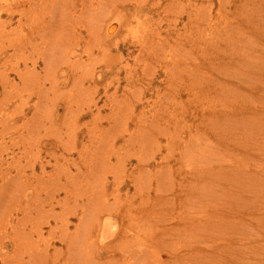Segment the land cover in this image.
<instances>
[{
	"label": "rangeland",
	"instance_id": "374dc122",
	"mask_svg": "<svg viewBox=\"0 0 264 264\" xmlns=\"http://www.w3.org/2000/svg\"><path fill=\"white\" fill-rule=\"evenodd\" d=\"M81 1L74 0L75 3L73 4L75 6L71 5L69 6L70 8H66L67 10L70 9L69 13L71 12L70 14H72L74 18L76 16H74L73 13L78 15L79 13L83 14L86 11L85 14L87 15V13L91 11L88 9H91L92 8L91 6H93L96 2V0H86V1L81 0ZM111 1L109 0V2ZM116 2H117L116 4L120 5L119 6V9L121 11L120 15L116 13L110 14L112 16L107 18V20L103 16L104 10H105L103 9V6L100 5L98 7L99 12L103 11L102 13L100 12L98 15L100 16L102 20H104V25L106 23L109 24L114 21H117V23H115L116 28H115V31L113 32L114 34H110V35L102 34L101 31H99L98 38L101 42H104V44L102 43L101 46L99 45L94 46L92 54L91 55L89 54L88 56L87 54H85V49L83 48L86 46V42H89L91 39L92 40L94 39V36L96 34L93 31V29H96L95 26L91 28L92 31H88V29L84 28L83 25L78 24L81 30L80 28H76L77 31H80L76 34L80 37V39L77 43L74 44V46L72 45L73 41L71 39L70 41L72 43L71 45H67L68 43L64 42V44L62 45L63 46L62 48L61 46L56 48L57 47L55 44L56 42L62 41V40L66 41L68 38H70V36L67 35L68 31H65V29H63V32L61 31L56 32V34H58V37H57L58 41H56L57 38L56 40L54 39L55 37L53 36H55L54 35L55 33L52 31L47 32L45 35L41 37L37 36V33H34V35H36L35 37L36 39L32 41L34 44L32 43L29 47V43H28L25 46V49H18V50L16 49L15 51L14 49L15 47L13 45H11L10 47V43L7 41V39L15 37L13 34L15 33L13 32V28L16 23L15 20L18 18V14H19L18 11L20 12V7L18 6L16 7L14 6V4H12L11 10H13V12L15 11L18 14L13 15V20L9 23L7 21H6L7 23L3 22L5 18L8 17V14L5 12L0 14V21L4 23L3 25L5 26V30L8 33L7 34L6 32L1 31L3 34V38H6V39L4 40L0 36L4 44L3 46L4 48L2 49L3 51H0V74H3V73L10 74L9 83L8 81H6L5 84H7V86H10V85L13 86L12 88H7V90H10L9 93L11 94V98H14L16 100L15 104L13 102L14 99L10 102L11 106H9L8 109H6L5 107V111L8 110L9 112L13 113V118H10L7 115H5L3 110L0 111V120H1L0 122L3 121L2 122L3 124L0 123V132H1L0 133V153H1L0 158L2 157V159H0V164L2 163L1 160L4 163L0 167V169L2 168L0 173L3 172L2 175L5 174L4 172H10L12 175L14 174L15 175L14 181L15 183H18V185L16 184V187H15V190L18 187L17 189L18 191L16 190V192H14L16 198L12 199L11 202L9 198L8 199L6 197L4 198L6 200L5 202L10 205H12L16 201L13 207L10 206V208L13 209V210L10 209L11 214L9 213V209L6 210L5 214H10V216H6L4 214L3 217L0 215V218L3 219L7 217L6 219H11V221L13 220V223H14L13 226H15L14 229L17 228V230H22V232L26 234L29 232L31 236L30 239H25L24 244L22 243L18 244L17 250L19 252H17L14 256H11V254L13 255L14 253L13 252L14 245L12 242L13 240L11 239L9 240V238L13 236V233L10 231L14 229L6 225V229L8 230V232L4 234H8L10 232L9 234L11 236L8 234L10 237L7 236L3 238L4 247H1V244H0V247H1L0 252H3L4 250L5 255L7 254V256L4 258L3 256L4 254L0 253V264H79V261H81V257H82V254L80 252L82 250V247L87 243L88 241L87 239L89 238L87 237L88 236L87 234L89 231L86 232L87 233L86 234L87 236H86L82 228L84 227L86 229V230L84 229L85 231H87L88 229L89 230L91 229L90 216L87 215L90 218V220L85 215H84V218L86 221L81 220V219L78 220L77 215L73 214L68 209H63L61 206H58L54 203L47 205V200L51 198V196L53 195L52 194V190H53L52 185H54L53 180L55 179L57 182L60 179V182H61L60 184H63L65 182L64 184H66L67 186L68 185L71 186L70 182L72 181L71 179L73 178L71 177L69 179V177L72 174L75 177L76 181L79 182L80 185H82L81 188L82 189L84 188L83 190H86V189L89 190V189L94 188V190H91L92 194L99 195L100 197V198L95 197L96 200L104 199V197H105V201L109 203L111 200L113 201L115 197L118 199L122 198L121 200L123 199L130 200V201L127 200L128 202H123L122 204H120L121 207H120L119 214L116 215V218L118 220V222L115 223V226L117 228V236L112 241L113 243L112 245L115 251L112 250L113 248H106V249L104 248L102 249L100 253H96L91 256L88 255L89 253L88 251V253L86 254L88 255V257L84 256L85 254L83 253L82 259H86L85 257H87L88 259L87 264H100V263L107 264V262L108 264L109 263L111 264L112 262L110 261L112 260H109V258L107 257H118V256L122 257L121 254H125L131 257V255L129 254L130 248L137 246L136 245L137 242H135L137 240L135 239H138L139 241L138 244L141 243L139 244V246L146 242L144 245H142V247L140 246V249H141L140 252H141V256L147 259V263H144L141 261L140 264H211V262L212 264H229L227 263L228 258H234L235 260H237L236 261L237 264H264V253H262V249L264 248V225H263L264 215L262 219L263 231L259 235L256 234V236H252L247 239L245 236H242V240H239L238 244L231 243V246L229 247L227 245L228 242H226L229 240L233 241L229 236L235 233V231L240 232L242 227L251 228L253 224H254L253 226H255L258 214L264 213V203L263 205L260 203V202H264V200L263 198L260 197L261 195H255V188H254V191L249 192V194L248 192L243 193L241 197H240L241 191L239 192L236 191V193L231 192V191H228L226 187L222 188L223 192L221 190L220 191L216 190V191H212V193H209L210 187L217 188L218 183L216 179L213 178L214 181L211 184H209V182L211 181L209 179L207 181L208 184L207 183L205 184V182L204 183L202 181L200 182V180L196 178V180L191 179L188 185L196 181L197 184H194V185L196 187L198 186V188L191 190L192 192L191 191L189 192L188 188L178 185L180 182V179L177 176H175V174L172 177V180L170 181L167 178L164 170L161 169L160 171H158L159 166L156 164L157 162L159 163V159H161L162 156L168 150H169V154L170 155L172 154L169 158L171 160L169 161L172 162L173 159L175 160L179 159V161L174 160V162H176L177 164L174 163L175 167L173 166V168H176L177 165H182V167L183 166L190 167L191 160L188 158V154L191 152H198V153L203 152V154H205V152H207V149H208V151L212 153L208 157L210 158L208 161H212L214 165L217 163H215L212 160V158H215L214 156H218L217 149L221 151L223 150L225 156L227 157L226 151L224 150V148H226L227 145H224V142L221 141V138L222 140H225V139H223L224 137H221L219 133L217 134V131L215 130L217 123L214 124L212 128L214 130L213 133L215 131L216 132L214 134L209 133V128H210L209 123H208L209 118H203L202 116L206 115V117H210L211 114H219L221 112L220 110L224 106L223 103H231L233 100L237 99L238 95H233L232 89L231 91L230 89H226V86L224 84L220 86L216 83H211V82L207 84L208 86L213 87L212 89L213 91L210 92L208 88L206 89V85L203 84L204 81L202 79L193 78V76H191L192 69H196L198 72H200L199 70H201L200 68L198 69V67L195 68L196 62H198V60H196L195 58L191 60L192 62L194 60L195 65L190 62L185 63L179 58L176 61H174L172 65L170 66H165L164 63L167 61L171 62L167 60L168 54H170V51L171 52L177 51V48H182L186 50L185 35L188 32L192 33V39L194 40V43L197 41L200 33L195 30L194 26H196V24L194 22L192 24L188 23L187 21L188 17L192 15V18L194 17L193 20L197 21L198 19H196V17L198 18V16H200L203 12L205 13L207 12V15L208 14L210 15V17H208V21H207L208 23H212L218 20L221 21L220 34H218L217 31L215 32V34L211 30H208V31L210 32V34L212 32L213 33L212 35L218 34L219 40L217 41L222 40V38L224 37L225 40L223 41H225L226 43L223 45L220 42L216 44H209L210 43L209 39H211L210 37H208V39L206 40L205 43L208 47L207 58H206L208 70L205 76H207L208 74L207 76L208 80H210L211 77H214L216 79L220 78L222 81L230 82V83H236L237 79H235V77L238 78V77L243 76V78H239L241 80H244L250 77V75L255 71L254 70L255 65H258L261 62V59H263L264 57V48L262 45L263 41H259V44H258V33L256 31L251 32L247 28L248 26L245 24V21L249 22L248 19L250 18L253 11L258 8L256 4L257 3L256 0H122V1L116 0ZM2 3L3 4H6V3H4L3 0L2 1L0 0V5L4 8V5H2ZM113 3H115V0H113L109 4H113ZM108 6L111 7V5H108ZM108 6H104V8L106 7L108 10V8H110ZM260 7L264 11L263 9L264 2L262 3V6ZM48 8H51V7H48ZM48 8H47V11L51 12V9H48ZM100 8L102 9L100 10ZM73 9H75V11ZM49 12L46 14L49 15L50 14ZM80 14L78 16H80ZM39 15H43V13ZM94 17H95V14H94ZM79 18L80 17H77L76 20H78ZM96 18L98 19V16ZM87 21L90 22V20H87ZM92 24L95 25V23L93 22ZM9 28H11L12 31H10ZM255 34L256 36L254 37ZM63 35L66 38H64ZM102 35H104L106 38L102 37ZM31 36L33 37L32 34ZM235 36L240 37L242 39V42L234 43L233 38ZM187 37L186 39H188ZM43 38L45 39L44 41H43ZM23 39H25V37H23ZM138 41H140V43ZM180 42H183L184 45L181 46ZM227 42L228 43L231 42V44H235L236 45L235 47L238 52H247V53L260 55V60L258 62H253L251 58H246V56L239 55V57L243 59V64L242 63L238 64L237 60L239 58H236V54L233 55V58H232V55L230 54L231 53L234 54V53L231 52L232 50H227L229 47H227L226 49L225 45H227ZM48 44L50 45L48 52L53 49L54 51L48 54L50 56H47L46 62H45L41 57L43 56L44 53H46V49L44 46H48ZM196 45L197 44H193L192 47H195ZM70 46H71V49H70ZM64 47L66 48L68 47V50L70 52V54L68 55L69 59H65L62 56H60L59 50L63 49ZM38 48L40 49V51ZM216 49H218L217 52H216ZM212 50L214 51L215 55L224 58L227 65H229L228 68H226V64L224 63H223L224 66L222 67H219V66L216 67L214 64H212L211 59H213V56H214V53H212ZM224 50L226 52H224ZM227 51H229L230 53ZM52 53H54L53 56L51 55ZM164 53H167V54H164ZM181 53L184 54V50L181 51ZM192 54H198V53L192 52ZM164 57H166L167 59ZM50 58L51 59L54 58V60L57 59L58 61L59 60L60 61L59 62L57 61L54 64L53 62L54 60L53 59L50 60ZM232 59L235 60L236 62H233V64H230L233 61ZM24 61L26 62L27 68H32L35 65L34 73H37L38 78L35 77V80L33 78H28L26 81L23 80L24 85L23 84L21 85V84H17L19 80L17 76L13 74L14 72L12 68L16 67V65L17 66L19 65V67L23 69ZM62 61L65 64L66 63L68 64L65 65L64 63H62L63 64L62 65L61 64ZM83 61L87 62V64H84L85 62ZM33 62H35V64L31 65ZM48 62L50 63L52 62V63L50 64ZM71 64H74V67L76 66L75 69L76 68L78 69L79 67V70H80L78 72L80 73L81 81L78 82V84L76 85L72 84L73 83L72 80L76 81V79L75 78L73 79V76H74L73 72L69 70V67L71 66ZM88 64L90 67L88 66ZM48 65L49 66L51 65L52 67H49ZM109 66H111V68ZM45 67H47L48 69ZM204 67H206V64ZM27 68H25L26 72H27ZM55 68L56 70H54ZM89 72L91 75H93L92 73L98 74L101 72L102 77L101 79L98 80V82L91 81L88 76ZM189 72H191L190 76L187 75ZM82 74H84V76ZM222 74L225 77L224 76L220 77L222 76ZM45 75H48V78ZM230 77L232 78L233 81L229 80ZM200 78H203V76L201 75ZM182 80H186L185 83H180V81ZM151 81L153 82L151 83ZM263 81H264V77H263ZM186 83L189 85L188 87L185 85ZM79 84L82 85V87L86 88L87 90L85 91V93L81 92V95H79L80 93ZM1 85L2 84L0 83V99L2 98ZM54 87H57L58 90ZM38 88L40 89V91L38 90ZM240 88H241V92L238 89H236L237 93L240 94V97L247 95L246 89L249 87H247L246 85H241ZM182 89H186V90L182 91ZM199 89L200 90L202 89V90L200 91ZM19 92L22 94H20ZM215 92H218V93H215ZM157 93H159L158 97L155 96ZM38 94L41 96H39ZM195 96L197 99L194 100ZM62 98L64 99V101ZM256 98H259V97H256ZM67 99H69L71 103ZM87 99L88 100L91 99L92 101L87 103L88 102ZM247 99L250 100V97H248ZM86 100L87 102H85ZM40 101L41 102L44 101V102L41 103ZM20 102H23V105L19 106L20 108L18 111L16 107H18L17 105ZM24 102L25 103L27 102V104H25ZM251 102L254 104L253 106L257 107V109L264 110V105H261V102H257L254 99H252ZM75 103H77V105ZM36 104L42 105L43 108L38 107V105ZM68 104L73 105L74 111H70L65 108ZM78 104L82 105V107L79 108ZM183 104L186 105L188 109H186L187 111L185 113L180 114L179 111L182 110ZM35 105H36L35 109L37 111L34 109ZM10 109H12L13 111H11ZM213 109L215 110L212 111ZM65 111H66V114H64ZM14 112L22 113L23 118H20L21 114L17 115V114H14ZM74 112H77L78 114ZM111 112L112 113L114 112V113L112 114ZM209 112H212V113H209ZM47 113L49 114V116H45ZM6 119L7 121H5ZM27 124H28V127H27ZM94 124H98V126H95ZM189 124L191 127L188 126ZM23 127L25 128L23 129ZM224 127H226V125H224ZM15 128H18L19 132L21 131L22 135L25 134L26 136H20L19 138H17L18 133L17 134L12 133L13 131H15ZM94 129L96 130V132H93ZM105 130H107V132ZM259 130L260 129L258 130L255 129L252 131V129H249V130L242 131V128H241L240 133L242 134L244 132L245 133H244V136L242 134L240 136H236L238 137V140H239L237 144L235 143L236 146L238 147V145L240 144L243 146V144L245 143L244 142L242 143V141L240 140H246L247 136L248 137L252 136L253 140L256 141L259 135L257 131ZM262 130L263 129H261V131ZM198 131H200L199 133L201 132L206 133L207 136L204 135V137L203 136L197 137L196 135ZM260 135L263 136L264 132L261 133ZM36 136L37 138H35ZM38 136L40 137V140H38L39 139ZM255 136H256V139H255ZM72 138L76 141L75 143L73 142L74 145H72L71 147L72 141H74ZM100 139L102 142L100 141ZM27 140H29V142ZM216 140H218L221 143H217L218 141ZM33 142L34 144H32ZM67 142H71V143H67ZM109 142L111 143L113 142L112 144H114L113 150H116L114 154L112 150H110L112 148L110 147L109 144L111 143ZM209 142L213 144H209ZM258 142H259V146H262V147L264 146V139H261ZM65 145H67L68 147H65ZM241 145H240V148H243L241 147ZM33 146H35L36 148ZM73 146H74V149H73ZM88 147L91 150H88L89 149ZM189 148L192 150H190ZM199 149L202 151H200ZM68 150L71 153H69ZM104 151L108 153H112L113 155L109 158L106 164H101L102 158L96 155L101 156L103 155L102 153H104ZM249 151L251 150H247V152ZM256 151L252 149V152L253 153L255 152L254 154H251V155L250 153L243 154L244 157L247 158L248 156L250 158V159H245V161L248 160L247 164L244 165V160L242 159L243 158L242 155H241L242 158H240L241 160L239 159V162L237 164L240 165L241 168L244 167L245 169H249V170L253 168L257 170L259 166H256V165H259L258 162L261 161L260 155L262 154L264 155L263 153L264 151H260V152H258L259 150H256ZM87 152L89 153L87 154ZM180 153H183V154H180ZM235 153L236 155L233 154L229 158L237 157L238 156L237 151H235ZM38 154H39V157H37ZM89 154H91V156H89ZM92 155L94 156L92 157ZM11 156H14V157H11ZM152 156L154 160L150 158ZM96 158H101V160L97 161ZM117 158L119 160H117ZM139 159H143V160L149 159L148 163L152 164V166H146V169H145L146 174L136 170L137 167H135V165L137 163V160ZM227 159L219 161V164L228 163ZM125 161L128 162V164L125 163ZM201 161H205V160L203 158H200L198 162H201ZM21 162H22V165L20 164ZM97 162L100 163V166L98 165ZM198 162L195 161V163H198ZM89 163H95V164L97 163V164L96 165L93 164L92 167H89L88 166ZM120 163H122L123 166ZM30 164H33L34 167ZM27 165L31 169L27 168ZM93 168L103 171L104 176L106 175L105 173H107L106 179L104 180L106 184L103 187L104 190L102 189L104 192H101L102 190L97 191L98 188L95 189V184H97L99 181H103V179H101L103 178L102 177L103 175H101V173H100L101 176L97 174L94 175L93 173L92 175L90 172H92L91 169L94 171ZM81 171L83 175L85 174L84 176L81 175L82 174ZM240 172L242 173V170H240ZM260 174H262V172L259 173V175ZM75 175L77 176V178ZM89 176H91L92 179ZM97 178H100V179L98 180ZM122 179L125 181L123 183L125 187L120 186V189L117 193L118 195H116L114 186H116L117 182L119 183V180H122ZM145 179H148L144 186L145 188H139L138 185L137 187H133L132 183H134V181L140 184L139 182H142ZM186 179L188 180V178ZM26 180L28 182L31 181V183L33 182V185H32V190H30L28 195L24 197L23 195L25 192L24 190L25 186L23 185H25V183L27 182ZM84 180H85V183H84ZM89 181L90 182L92 181V183H90ZM199 183L200 184L203 183V184L200 185ZM89 185H91L92 188ZM140 185L141 187H143L142 184ZM199 188L201 190H199ZM135 189L137 191H135ZM64 191H65L64 189L59 190L56 198H58V196L63 197ZM229 192L232 194L230 195ZM69 193H70L69 194L70 197L69 199L66 200V202L70 204H75V201H73L74 196L71 194V191ZM190 193L192 194V196ZM216 193H219V194H216ZM177 194L178 196L181 197V200L177 198L176 196ZM35 195L37 196L35 197ZM101 195L103 197H101ZM34 197L35 198L38 197V198L35 199ZM172 197L174 199H172ZM243 197H246V199ZM239 198H241V201H238ZM43 199L45 200V203ZM185 199L186 200L188 199L187 200L188 202L185 201ZM250 199H251V202H250ZM75 200H78L79 202H81V200L86 201L87 197L80 198L79 196ZM255 201L257 204L255 203ZM191 202L192 203L195 202V205L192 204ZM223 202L224 203L226 202V203L224 204ZM38 203L39 204L43 203L44 205H42L39 208ZM219 203H222V204H219ZM28 205L29 206L32 205L29 208V210L25 209V207ZM255 207L256 208L260 207L263 210L254 212ZM117 208L115 209V207H113L114 214L117 212ZM80 209H81V206H78V211H81ZM126 210H127V213H126ZM233 210H234V213H233ZM224 212L225 214H223ZM230 213H232L233 216ZM133 214L135 215V217L132 216ZM60 215H62V217ZM65 215L67 216L71 215L70 216L71 222L69 223L68 228L65 229L66 231L65 230L63 231V228L60 227L62 226L60 222L62 218L65 217ZM157 215H159L158 217L160 218L163 217V218L160 219L157 217ZM178 215L180 216V218ZM238 215L240 216L239 218H238ZM252 215H253V219L251 223L250 217H252ZM120 216H125L124 217L125 221L123 223L124 225L120 223V219H119ZM214 216L219 218L221 222L219 221L216 222V220L214 221L212 219ZM225 216H227L228 218ZM230 216H232V218ZM19 217H20V220H19ZM234 217L235 218L237 217V219H235ZM173 218L175 219L177 218V219L174 220ZM2 219L0 220L2 221ZM208 219L210 222L213 220L212 221L213 224L210 222H206V223L202 222V220L206 221ZM40 221H42V223H40ZM80 222H82L81 225H80ZM214 223L215 225L216 224L217 225L215 226ZM130 224H131V227H128V225ZM224 224H225V227H223ZM211 225L213 228L211 227ZM123 226L129 231V232L127 230H126L127 232L125 231V234L126 233L127 234H126V237H124L125 240L123 239V242L126 241V239H129L130 242L127 240L125 243H123L121 239L118 237L122 233V230H124ZM38 227L41 228L42 230L41 233L43 235L36 234ZM53 227H56V228H53ZM120 228L121 229L123 228V229L120 230ZM233 228H234V231H233ZM236 228L238 231L236 230ZM52 232H55V233H53L52 235ZM137 232L139 233V235ZM0 233H2L1 230H0ZM62 233L66 235L63 236L61 235ZM134 233L137 237L133 236ZM221 233L222 234L224 233V235H222ZM95 234L96 233L94 232V235ZM216 234L218 235V237L216 236ZM59 236H63L64 239L59 238ZM131 236H133V240L135 241L131 240L132 239ZM24 238H27V237H24ZM90 240L91 239L89 238V242H91ZM95 240L98 241V237H96ZM45 241L49 242L48 244L50 247L48 246L46 248L47 251L42 252L43 255L46 254V256H43L41 253H39V248L45 247L42 245V244H45L44 243ZM131 241L136 244L132 243L133 244L132 245ZM251 241H253L254 243ZM213 244H216L217 246H219L220 249L223 251L220 250L221 251L220 253L219 250L218 251L214 250V253L211 256L207 257L208 256L207 251L211 250L209 249V247L210 245H213ZM72 245L75 246V248ZM77 245H81V247ZM126 245L127 246L129 245V246L127 247ZM236 245L238 246L237 250H235L234 248ZM251 246L252 247L254 246L253 249L250 248ZM124 248L127 250H125ZM76 249L77 250L79 249V250L77 251ZM249 249L250 250L252 249L251 252L249 251ZM67 250H68V253H67ZM73 251L76 255L73 253ZM218 252L220 253V255ZM237 252L239 254H237ZM1 254L3 255L1 256ZM191 254L193 256H191ZM177 255L185 256V257H177L178 260H175V257ZM247 255L249 256L247 257ZM90 257H92L93 259ZM67 258L69 260H67ZM130 261L132 262V264H135L134 263L135 261H133L132 259H130ZM115 264H121V263L119 262Z\"/></svg>",
	"mask_w": 264,
	"mask_h": 264
},
{
	"label": "bare ground",
	"instance_id": "6f19581e",
	"mask_svg": "<svg viewBox=\"0 0 264 264\" xmlns=\"http://www.w3.org/2000/svg\"><path fill=\"white\" fill-rule=\"evenodd\" d=\"M2 1V0H1ZM4 1V3H6V4H3L2 3V5H4V8L0 5V14L1 13H3V12H5V13H7L8 14V17H6L5 18V20L3 21L4 23H9V22H11L12 20H13V15H15V14H18V18L15 20V26H14V28H13V32H15V33H13L14 34V36L15 37H13V38H9V39H7V41L10 43V47H11V45H13L15 48V51H16V49L18 50V49H25V46L29 43V47H30V45L33 43L32 41L33 40H35L36 38V35H34V33H37V36H43V35H45L47 32H49V31H52V32H54L55 34V36H53V37H55L54 39L56 40V38L58 37V34H56V32H59V31H61V32H63V29H65V31H68V36H70V38H68L66 41H58V38H57V40L56 41H58V42H56L55 44H56V48H58L59 46H61V48L63 47L62 45L64 44V42H67L68 44L67 45H71L72 43L70 42L71 41V39H72V41H73V46H74V44L75 43H77L78 41H79V39H80V37L76 34V33H78V32H80V31H77V29L76 28H80L79 26H78V24H80V25H83V27L84 28H86V29H88V31H92V27L93 26H95L96 27V29H93V31L95 32V36H94V39L92 40H90L89 42H86V46L83 48V49H85V54H87V56L90 54H92V52H93V47L94 46H96V45H99V46H101L102 45V43L104 44V42H101L100 40H99V38H98V33H99V31H101V33L102 34H106V35H110V34H114L113 32L115 31V28H116V24L115 23H117V21H114V22H112V23H106L105 25H104V20H102L101 18H100V16L98 15L100 12L102 13L103 11H98V7L101 5V6H103V9H105L104 10V17H105V19L107 20V18H109L110 16H112V15H110V14H113V13H116V14H119L120 15V9H119V4H116L117 2H116V0H115V3H113V4H109V3H111V2H109V0H101V1H99V0H96V2H95V4L93 5V6H91L92 8L91 9H88V10H91V11H89L88 13H87V15L85 14L86 13V11L81 15L80 13V16H78L77 14H75V13H73V15L74 16H76L75 18L72 16V14H70L69 13V10L70 9H66V8H70L69 6H75L73 3H75L74 2V0H38V1H36V0H3ZM10 1V2H9ZM81 1V0H80ZM86 1V0H85ZM122 1V0H121ZM81 2H83V1H81ZM103 2V3H102ZM256 4H257V6H258V8L256 9V10H254L253 11V13L251 14V16H250V18L248 19V21L249 22H247V21H245V24L248 26L247 28L251 31V32H257L258 33V44H259V41H263L262 42V45H263V48H264V15H262V14H264V11L262 10V8L260 7V6H262V3L264 2V0H256ZM80 3V2H79ZM143 3V2H142ZM12 4H14V6H18V7H20V12L18 11V13H16L15 11V13L13 12V10H11V8H12ZM85 4V3H84ZM88 4V3H87ZM91 5V4H90ZM108 5H111V7L110 6H108ZM104 6H108V7H110V8H108V10H107V8L105 7L104 8ZM48 7H51V8H48ZM47 8L48 9H51V12H49V11H47ZM76 8V7H75ZM86 8V7H85ZM84 8V9H85ZM90 8V7H89ZM121 8V7H120ZM140 8V7H139ZM79 9H81V8H79ZM82 9H83V7H82ZM102 8H100V10H101ZM264 9V8H263ZM74 11H75V9H73ZM77 10H78V8H77ZM74 11H72V12H74ZM84 11V10H83ZM50 13L49 15L48 14H46V13ZM80 12H81V10H80ZM43 13V15H39V14H42ZM134 13V12H133ZM94 14H95V17H94ZM191 14V13H190ZM83 15H85V16H83ZM98 16V19L96 18L97 16ZM77 17H80L78 20H76L77 19ZM103 17V18H104ZM208 17H210V15L208 14L207 15V12L205 13V12H203L200 16H198V18L196 17V19H198L197 21H195V20H193V18H192V15H190L189 17H188V19H187V21H188V23H190V24H192L193 22L196 24V26H194L195 27V30L197 31V32H199L200 33V35H199V37H198V39H197V41L194 43V40L192 39V33H187L186 31V35H185V45H186V50L185 49H182V48H177V51H170V54H168V59L166 58V57H164V58H166L167 60H169V61H171V62H165L164 64H165V66H170V65H172V63L174 62V61H176L178 58L179 59H181L183 62H185V63H193L194 65H195V62H194V60H193V62L191 61L192 59H196V60H198V62H196V66H195V68H197L198 67V69L200 68L201 70H199L200 72H198L196 69H192V75L191 76H193V78H199V79H202L204 82H203V84L204 85H206V89L208 88V90L211 92V91H213L212 89H213V87L212 86H208L207 84L209 83V82H211V83H216V84H218V85H222V84H224L225 86H226V89H230V91H231V89H232V94L233 95H238V97H237V99H235V100H233L231 103H223L224 104V106H223V108L220 110L221 112L219 113V114H211L210 115V117H206V115H204V116H202L203 118H209V120H208V123H209V126H210V128H209V133H212V134H214L216 131H217V134L219 133L220 134V136L221 137H224L223 139H225V140H222V138H221V141H223L224 142V145H227L226 146V148H224V150L226 151V155H227V157L225 156V154H224V151L222 150H219V149H217V152H218V156H214L215 158H212V160L215 162V163H217V164H215L214 165V163L212 162V161H208L210 158H208L212 153L210 152V151H208V149H207V152H205V154H203V152L201 153V152H191V153H189L188 154V158L191 160V164H190V167H185V166H183L182 167V165H177L176 166V168H173V166H174V163H176V162H174V160L175 159H173L172 160V162L171 161H169V160H171V159H169L170 158V156L172 155H170L169 154V150L168 151H166V153L162 156V158L161 159H159V163L157 162L156 164L159 166V168H158V171H160L161 169L162 170H164V172H165V174H166V176H167V178L171 181L172 180V177L174 176V174H175V176H177L179 179H180V182H179V186H184V187H186V188H188L189 189V192L191 191V190H194V189H196V188H198V186L196 187L194 184H197L196 183V181L195 182H193L192 184H190V185H188L189 184V182L191 181V179H194V180H196V178H198L199 180H200V182L202 181L203 183L205 182V184L207 183V181L210 179L211 181L209 182V184H211L213 181H214V179L213 178H215L216 179V181H217V183H218V185H217V188H215V187H210L209 188V193H212V191H216V190H221L222 192H223V190H222V188H225L226 187V189L228 190V191H231V192H235L236 193V191L237 192H239V191H241L240 193V197L243 195V193H245V192H248V194H249V192H252V191H254V188H255V195H261L260 197L261 198H263V200H264V155L262 154V155H260L261 156V158H260V162H258L259 163V165H256V166H259V168L256 170V169H251V170H249V169H245L244 167L243 168H241V166L240 165H238L237 163L239 162V159L240 158H242V156H243V154H247V153H250V155L251 154H254L253 152H252V149L253 150H259L258 152H260V151H264V146L262 147V146H259V142L258 141H260L261 139H264V135L262 136V135H260L261 133H263L264 131V110L263 109H257V107L256 106H253L254 104L251 102L252 101V99H254V100H256L257 102H261V105H264V81H263V77H264V57H263V59H261V62L258 64V65H255V71L250 75V77H248V78H246V79H244V80H241V79H239V78H243V76L242 77H235V79H237L236 80V83H230V82H224V81H222L220 78H214V77H209L210 78V80H208V74H207V76H205L206 75V73H207V70H208V67H207V51H208V47H207V45H206V40L208 39V37H210L211 39H209V44H216V43H218V42H220L222 45L223 44H225L226 42L225 41H223V40H225V38L223 37L222 38V40H220V41H217V40H219L218 39V34H220V32H221V29H220V27H221V21H215V22H212V23H208L207 21H208ZM112 18V17H111ZM126 19V18H125ZM87 20H90V22H91V24H90V22H88ZM7 21V22H6ZM125 21V20H124ZM128 21V20H127ZM199 21V22H198ZM92 22L93 23H95V25H93L92 24ZM103 22V23H102ZM4 23H2V21H0V36L3 38V34H2V32L1 31H3V32H6V30H5V26L3 25ZM126 25V24H125ZM190 26V25H189ZM213 26V27H212ZM82 27V28H83ZM10 29V31H12L11 30V28H9ZM76 29V30H75ZM80 30H81V28H80ZM208 30H211L214 34H215V32L217 31V33L218 34H216V35H212L213 33L211 32V34H210V32L208 31ZM10 31H8V32H10ZM189 31V30H188ZM119 32V31H118ZM190 32H191V30H190ZM205 32H206V34H205ZM7 33V32H6ZM22 33V34H21ZM91 33V32H90ZM175 33H176V31H175ZM8 34V33H7ZM10 34V33H9ZM31 34L33 35V37L31 36ZM53 34V33H52ZM63 34V33H62ZM61 34V35H62ZM70 34V35H69ZM93 34V33H92ZM194 34V33H193ZM66 35V34H65ZM64 36V35H63ZM88 36V35H87ZM188 36V37H187ZM256 36V34L254 35V37ZM8 37V36H7ZM23 37H25V39H23ZM51 37V36H50ZM102 37H104V38H106L104 35H102ZM186 37L188 38V39H186ZM63 38V37H62ZM64 38H66L65 36H64ZM179 38V37H178ZM4 40L6 39V38H3ZM48 39V38H47ZM53 39V40H54ZM45 39L43 38V41H44ZM54 40V41H55ZM98 40H99V42H98ZM253 40H254V38H253ZM38 41V40H37ZM42 41V40H41ZM48 41V40H47ZM47 41H45V42H47ZM104 41V40H103ZM108 41V40H107ZM106 41V42H107ZM111 41V40H110ZM233 41H234V43H236V42H242V39L240 38V37H237V36H235L234 38H233ZM35 42V41H34ZM139 43H140V41H138ZM184 42V41H183ZM183 42H180V45L181 46H183L184 45V43ZM23 43V44H22ZM39 43V42H38ZM43 43V42H42ZM50 43V42H49ZM52 43V42H51ZM34 44V43H33ZM53 44H54V42H53ZM66 44V43H65ZM193 44H197L195 47H192L193 46ZM208 44V45H209ZM231 42L230 43H228L227 42V45H225L226 46V49H227V47H229L227 50H232L231 52H233L234 54H230V55H232V58H233V55H235L236 54V58H239L238 60H237V63L239 64V63H242L243 64V59L241 58V57H239V55H241V56H246V58H251L252 59V61L253 62H258L259 60H260V55H256V54H252V53H247V52H238L237 51V49H236V45L235 44H231ZM106 45V44H105ZM4 46V44H3V41H2V39L0 38V51H3L2 49L4 48L3 47ZM37 46H38V44H37ZM43 46V45H42ZM66 46V45H65ZM110 46V45H109ZM212 46V45H211ZM210 46V47H211ZM219 46V45H218ZM221 46V45H220ZM225 46H223V47H225ZM7 47V46H6ZM45 47V49H46V53H44L43 54V56L41 57L45 62H46V58H47V56H50V55H48L50 52H52V51H54V49L53 50H51V51H49L48 52V50H49V47H50V45L48 44V46H44ZM102 47H104V46H102ZM106 47V46H105ZM146 47V46H145ZM209 47V48H210ZM54 48V47H53ZM109 48V47H108ZM144 48V47H143ZM162 48V47H161ZM12 49H13V47H12ZM39 49V48H38ZM70 49H71V46H70ZM111 49V48H110ZM222 49V48H221ZM10 50V49H9ZM31 50V49H30ZM105 50H107V49H105ZM164 50V49H163ZM184 50V54H182L181 53V51H183ZM217 50L218 49H216V52H217ZM22 51V50H21ZM39 51H40V49H39ZM108 51H109V49H108ZM196 51H198V52H196ZM37 52V51H36ZM43 52H45V51H43ZM57 52V51H56ZM83 52H84V50H83ZM162 52V51H161ZM192 52H195V53H198V54H192ZM224 52H226L225 50H224ZM227 52H229V51H227ZM59 53H60V56H62L63 58H65V59H69V54H70V52H69V50H68V47L66 48V47H64L63 49H60L59 50ZM107 53V52H106ZM163 53V52H162ZM168 53V52H167ZM167 53H164V54H167ZM212 53H214V51L212 50ZM230 53V52H229ZM15 54V53H14ZM53 54L54 53H52L51 55L53 56ZM186 54V55H185ZM221 54V53H220ZM227 54V53H226ZM40 55V54H39ZM38 55V56H39ZM158 55V54H157ZM212 55V54H211ZM228 55V54H227ZM60 56H58V57H60ZM142 56V55H141ZM167 56V55H166ZM7 57V56H6ZM61 57V58H62ZM229 57H231V56H229ZM62 58V59H63ZM87 58H89V57H87ZM86 58V59H87ZM90 58H91V56H90ZM4 59V58H3ZM53 60H54V58H52ZM51 58H50V60H52ZM77 59V58H76ZM8 60V59H7ZM23 60H25V59H23ZM37 60V59H36ZM93 60V59H92ZM233 60V59H232ZM4 61V60H3ZM49 61V60H48ZM58 60L57 59H55L53 62H54V64L57 62ZM60 61V60H59ZM58 61V62H59ZM74 61H75V59H74ZM79 61V60H78ZM77 61V62H78ZM211 61H212V64H214L216 67H222V66H224V64H226V68H228L229 67V65H227V63H226V61L224 60V58H222V57H220V56H217V55H215V53H214V56H213V59H211ZM6 62V61H5ZM66 62V61H65ZM83 62H85V61H83ZM92 62V61H91ZM233 62H236L235 60H233L230 64H233ZM48 63H50V62H48ZM52 63V62H51ZM50 63V64H51ZM62 63H64L63 61L61 62V64ZM95 63V62H94ZM224 63V64H223ZM18 64V63H17ZM35 64V62H33L31 65H34ZM65 64V63H64ZM66 64H68V63H66ZM65 64V65H66ZM84 64H87V62H85ZM205 64H206V67H204L205 66ZM4 65V64H3ZM63 65V64H62ZM235 65H236V63H235ZM2 66V65H1ZM11 66V65H10ZM23 69H21L20 67H19V65L17 66L16 65V67H13L12 68V70H13V74H15L16 76H17V78H18V80H19V82L17 83V84H23V80L24 81H26L28 78H33L34 80H35V77L36 78H38V75H37V73H34V66L32 67V68H27L26 66V62L24 61L23 62ZM46 66V65H45ZM49 66V65H48ZM56 66V65H55ZM61 66V65H60ZM70 66V65H69ZM88 66H89V64H88ZM111 66H113V65H111ZM111 66H109L110 68H111ZM31 67V66H30ZM49 67H52L51 65L49 66ZM76 67V66H75ZM75 67H74V64H71V66L69 67V70L71 71V72H73V79L75 78L76 79V81L75 80H72V84H78V82H80L81 81V76H80V73L78 72V71H80L79 70V67H78V69L76 68L75 69ZM85 67V66H84ZM90 67V66H89ZM96 67V66H95ZM2 68V67H1ZM25 68H27V72L25 71ZM45 68H47V67H45ZM54 68V67H53ZM3 69H5V68H3ZM48 69V68H47ZM81 69V68H80ZM23 70H24V72H23ZM51 70V69H50ZM54 70H56V68L54 69ZM54 70H53V72H54ZM84 70H86V69H84ZM95 70V69H94ZM10 71V70H9ZM45 71H46V69H45ZM44 71V72H45ZM88 71V70H87ZM11 72V71H10ZM50 72V71H49ZM52 72V71H51ZM56 72V71H55ZM85 72V71H84ZM92 72V71H91ZM102 72H104V71H102ZM113 72V71H112ZM154 72V71H153ZM3 73V72H2ZM88 73V72H87ZM257 73H258V75H257ZM47 74H49V73H47ZM53 74H55V73H53ZM89 74H90V72H89ZM88 74V76H89V79L91 80V81H95V82H98V80L99 79H101V77H102V74H101V72L100 73H98V74H94V73H92L93 75H89ZM190 74H191V72H189L187 75L188 76H190ZM10 74L9 73H6V74H0V83L2 84L1 85V92H2V98L0 99V111H2L3 110V112L5 113V115H7L8 117H10V118H13V113L12 112H9L8 110H6L5 111V107H6V109H8V107L9 106H11V101L14 99V98H11V94L9 93L10 92V90H7V88H12L13 86H7V84H5V82L6 81H8V83H9V80H10V76H9ZM40 75V74H39ZM83 76H84V74H82ZM135 75V74H134ZM203 76V78H200V76ZM25 76V77H24ZM45 76H47V78H48V75H45ZM132 76V75H131ZM204 76H205V78H204ZM224 75L222 74V76H220V77H223ZM225 77V76H224ZM63 78V77H62ZM97 80H96V79ZM50 79V78H49ZM198 79V80H199ZM13 80V79H12ZM38 80V79H37ZM119 80V79H118ZM229 80H231V81H233L232 80V78L230 77L229 78ZM14 81V80H13ZM116 81V80H115ZM185 81L186 80H182V81H180V83H185ZM50 82H52V81H50ZM50 82H49V84H50ZM61 82V81H60ZM153 81H151V83H152ZM194 82H195V80H194ZM13 83V82H12ZM15 83V82H14ZM53 83H55V82H53ZM119 83V82H118ZM199 83V82H198ZM16 84V83H15ZM14 84V85H15ZM16 84V85H17ZM175 84V83H174ZM191 84V83H190ZM24 85V84H23ZM35 85V84H34ZM42 85V84H41ZM54 85V84H53ZM187 87L189 86L187 83L185 84ZM198 85V84H197ZM196 85V86H197ZM241 85H246L247 87H249V88H247L246 90V94L247 95H245V96H241L240 97V94H238L237 93V91H236V89H238L240 92H241V88H240V86ZM184 86V85H183ZM191 86V85H190ZM219 86V87H220ZM231 86V87H230ZM24 87V86H23ZM38 87H39V85H38ZM177 87V86H176ZM182 87V86H181ZM193 87V86H192ZM46 88H48V87H46ZM45 88V89H46ZM54 88H56L57 89V87H54ZM174 88V87H173ZM179 88V87H178ZM175 89V88H174ZM28 90V89H27ZM38 90L40 91V89L38 88ZM47 90V89H46ZM53 90V89H52ZM58 90V89H57ZM176 90V89H175ZM183 90H186V89H182V91ZM190 90V89H189ZM200 90V89H199ZM198 90V91H199ZM202 90V89H201ZM200 90V91H201ZM207 90V91H208ZM20 91V90H19ZM32 91V90H31ZM79 91H80V93H79V95H81V92L82 93H85V91H87L86 90V88H84V87H82V85H80L79 84ZM188 91V90H187ZM228 91V90H227ZM229 91V92H230ZM21 92V91H20ZM19 92V93H20ZM24 92V91H23ZM28 92H30V91H28ZM37 92V91H36ZM174 92V91H173ZM226 92V91H225ZM14 93V92H13ZM33 93V92H32ZM56 93V92H55ZM141 93V92H140ZM175 93H176V91H175ZM194 93V92H193ZM215 93H218V92H215ZM231 93V92H230ZM10 94V95H9ZM20 94H22V93H20ZM24 94V93H23ZM42 94V93H41ZM91 94V93H90ZM191 94V93H190ZM15 95V94H14ZM13 95V96H14ZM39 95V94H38ZM43 95V94H42ZM62 95V94H61ZM73 95V94H72ZM197 95V94H196ZM201 95V94H200ZM199 95V96H200ZM228 95V94H227ZM16 96V95H15ZM27 96H29V95H27ZM39 96H41V95H39ZM86 96H87V94H86ZM156 97H158L159 96V93H157L156 95H155ZM202 96V95H201ZM17 97V96H16ZM37 97V96H36ZM49 97V96H48ZM90 97V96H89ZM88 97V98H89ZM248 97H250V100H248L247 98ZM256 97H259V98H256ZM31 98V97H30ZM40 98V97H39ZM45 98V97H44ZM43 98V99H44ZM47 98V97H46ZM202 98V97H201ZM207 98V97H206ZM24 99V98H23ZM60 99V98H59ZM63 99V98H62ZM195 99H197L196 98V96H195V98H194V100ZM225 99H226V97H225ZM26 100V99H25ZM50 100V99H49ZM67 100H69V99H67ZM80 100V99H79ZM88 100V99H87ZM87 100L85 101V102H87ZM110 100H111V98H110ZM229 100V99H228ZM63 101H64V99H63ZM62 101V102H63ZM92 100L91 99H89L88 100V102L87 103H89V102H91ZM213 101V100H212ZM227 101V100H226ZM14 104L16 103V100L14 99ZM37 102V101H36ZM41 102V101H40ZM42 102H44V101H42ZM41 102V103H42ZM69 102H70V100H69ZM77 102V101H76ZM84 102V101H83ZM82 102V103H83ZM25 103V102H24ZM33 103H35V102H33ZM71 103V102H70ZM208 103V102H207ZM4 106H3V105ZM25 104H27V102L25 103ZM32 104V103H31ZM39 104V103H38ZM38 104H36V105H38ZM45 104V103H44ZM76 105H77V103H75ZM111 104V103H110ZM220 104V103H219ZM222 104V105H223ZM226 104H228V105H226ZM6 105V106H5ZM21 105H23V102H20L17 106L18 107H16L17 109H18V111H19V106H21ZM36 105L34 106V109H35V107H36ZM89 105V104H88ZM88 105H86V106H88ZM208 105V104H207ZM221 105V106H222ZM14 106H16V105H14ZM78 106H79V108H81L82 107V105H79L78 104ZM205 106V105H204ZM203 106V107H204ZM38 107H42L43 108V106L42 105H38ZM100 107V106H99ZM110 107H112V106H110ZM200 107V106H199ZM202 107V106H201ZM209 107H210V105H209ZM42 108H41V110H42ZM67 110H70V111H74V107H73V105H67L66 107H65ZM114 108V107H113ZM54 109V108H53ZM186 109H188L187 108V106L186 105H184L183 104V106H182V110H180L179 111V113L180 114H183V113H185L187 110ZM199 109V108H198ZM204 109V108H203ZM11 111H13L12 109H10ZM36 110V109H35ZM46 110V109H45ZM51 110H52V108H51ZM80 110V109H79ZM201 110V109H200ZM205 110V109H204ZM210 110V109H209ZM215 109H213L212 111H214ZM37 111V110H36ZM35 111V112H36ZM82 111V110H81ZM115 111H116V109H115ZM197 111V110H196ZM202 111V110H201ZM211 111V110H210ZM217 111H218V109H217ZM23 112V111H22ZM47 112V111H46ZM193 112H195V111H193ZM74 113H76V114H78L77 112H74ZM74 113H72V114H74ZM83 113V112H82ZM112 113V112H111ZM114 113V112H113ZM112 113V114H113ZM192 113V112H191ZM198 113V112H197ZM204 113V112H203ZM209 113H212V112H209ZM214 113V112H213ZM218 113V112H217ZM14 114H21L20 115V118H23V115H22V113H18V112H14ZM48 114V113H47ZM45 115V116H49V114L48 115ZM51 114V113H50ZM64 114H66V111H65V113ZM75 114V115H76ZM170 114V113H169ZM207 114V113H206ZM36 115V114H35ZM39 115V114H38ZM99 115V114H98ZM110 115V114H109ZM173 115V114H172ZM51 116V115H50ZM73 116V115H72ZM209 116V115H208ZM193 117V116H192ZM198 117V116H197ZM196 117V118H197ZM43 118V117H42ZM47 118V117H46ZM45 118V119H46ZM187 118H189V117H187ZM195 118V119H196ZM186 119V118H185ZM29 120H31V119H29ZM49 120V119H48ZM200 120V119H199ZM1 121V120H0ZM5 121H7V119L5 120ZM28 121V120H27ZM3 122V121H2ZM2 122H0V123H2ZM29 122V121H28ZM31 122V121H30ZM97 122V121H96ZM185 122V121H184ZM196 122V121H195ZM195 122H194V124H195ZM52 123V122H51ZM98 123V122H97ZM204 123V122H203ZM217 123V124H216ZM3 124V123H2ZM21 124V123H20ZM126 124V123H125ZM214 124H216V128H215V132L213 133V126H214ZM23 125V124H22ZM32 125V124H31ZM34 125V124H33ZM37 125V124H36ZM38 125H40V124H38ZM43 125V124H42ZM71 125V124H70ZM95 126H98V124H94ZM205 125V124H204ZM224 125H226V127H224ZM16 126V125H15ZM35 126V125H34ZM100 126V125H99ZM184 126V125H183ZM186 126V125H185ZM188 126H190V124L188 125ZM206 126V125H205ZM204 126V127H205ZM208 126V125H207ZM7 127V126H6ZM22 127V126H21ZM26 127V126H25ZM25 127H23V129L25 128ZM27 127H28V124H27ZM32 127V126H31ZM42 127V126H41ZM191 127V126H190ZM194 127V126H193ZM5 128V127H4ZM11 128V127H10ZM96 128V127H95ZM97 128H99V127H97ZM108 128V127H107ZM110 128H111V126H110ZM125 128V127H124ZM242 128V131H244V130H249V129H252V131L253 130H255V129H260L259 131H261V129H263L261 132H259V131H257V133L259 134L258 135V138H257V140L256 141H254L253 140V137L251 136V137H248L247 136V139L246 140H240V141H242V143L244 142L245 144H243V146L241 145V147H243V148H240V145H238V147L236 146V144L239 142V140H238V137H236V136H240L242 133H240V129ZM3 129V128H2ZM49 129V128H48ZM104 129H106V128H104ZM192 129V128H191ZM28 130V129H27ZM95 130V129H94ZM93 130V132H96V130L94 131ZM102 130H103V128H102ZM235 130H237V131H235ZM6 131V130H5ZM24 131V130H23ZM52 131V130H51ZM75 131V130H74ZM106 132H107V130H105ZM191 131V130H190ZM206 131V130H205ZM102 132V131H101ZM200 131H198V133H197V137H200V136H203L204 137V135H206V133H204V132H201V133H199ZM1 133V132H0ZM2 133H4V132H2ZM12 133H18V137L17 138H19L20 136H26L25 134H23L22 135V132L20 131L19 132V129L18 128H15V131H13ZM245 133V132H244ZM244 133L242 134L243 136H244ZM21 134V135H20ZM30 134V133H29ZM38 134V133H37ZM54 134V133H53ZM216 134V135H217ZM4 135V134H3ZM36 135V134H35ZM216 135H214V136H216ZM255 135V134H254ZM46 136V135H45ZM207 136V135H206ZM218 136V135H217ZM29 137H30V135H29ZM39 137V136H38ZM210 137V136H209ZM13 138V137H12ZM27 138V137H26ZM34 138V137H33ZM35 138H37V136L35 137ZM45 138V137H44ZM59 138V137H58ZM74 138V137H73ZM72 138V139H73ZM192 138V137H191ZM196 138V137H195ZM32 139V138H31ZM69 139V138H68ZM76 139V138H75ZM240 139V138H239ZM255 139H256V136H255ZM33 140H35V139H33ZM38 140H40V137H39V139ZM60 140V139H59ZM74 140V139H73ZM215 140V139H214ZM238 140V141H237ZM12 141V140H11ZM28 142H29V140H27ZM75 141L76 140H74V141H72V144H71V147H72V145H74L73 144V142L75 143ZM100 141H101V139H100ZM205 141V140H204ZM209 141V140H208ZM216 141H218V140H216ZM27 142V143H28ZM31 142V141H30ZM35 142H37V141H35ZM66 142V141H65ZM102 142V141H101ZM207 142V141H206ZM211 142V141H210ZM209 142V144H213V143H210ZM50 143V142H49ZM64 143V142H63ZM67 143H71V142H67ZM100 143V142H99ZM109 143H111V142H109ZM108 143V144H109ZM113 143V142H112ZM111 143V144H112ZM201 143V142H200ZM217 143H221V142H217ZM236 143V144H235ZM261 143H262V141H261ZM12 144V143H11ZM26 144V143H25ZM24 144V145H25ZM32 144H34V142L32 143ZM52 144V143H51ZM95 144V143H94ZM102 144V143H101ZM111 144H109L110 145V147L112 148V149H110V150H112V152H113V154L116 152V150H113L114 148H113V146H114V144H112V146H111ZM193 144V143H192ZM207 144V143H206ZM235 144V145H234ZM22 145V144H21ZM29 145V144H28ZM200 145V144H199ZM223 145V146H224ZM262 145V144H261ZM70 146V145H69ZM173 146V145H172ZM184 146V145H183ZM188 146V145H187ZM195 146V145H194ZM222 146V147H223ZM30 147H32V146H30ZM33 147H35V146H33ZM65 147H68L67 145H65ZM76 147V146H75ZM191 147V146H190ZM199 147V146H198ZM218 147V146H217ZM36 148V147H35ZM38 148V147H37ZM83 148V147H82ZM89 148V147H88ZM187 148V147H186ZM195 148V147H194ZM209 148V147H208ZM219 148V147H218ZM6 149V148H5ZM73 149H74V146H73ZM190 149V148H189ZM203 149V148H202ZM7 150H8V148H7ZM81 150H83V149H81ZM86 150V149H85ZM88 150H91L90 148L88 149ZM95 150V149H94ZM180 150V149H179ZM190 150H192V149H190ZM189 150V151H190ZM195 150V149H194ZM200 150V149H199ZM212 150V149H211ZM247 150H251V151H249V152H247ZM33 151V150H32ZM69 151V150H68ZM87 151V150H86ZM98 151V150H97ZM108 151V150H107ZM172 151H174V150H172ZM178 151V150H177ZM197 151V150H196ZM200 151H202V150H200ZM235 151H237V154H238V158L237 157H234V158H229L230 156H232L233 154H235L236 155V153H235ZM26 152V151H25ZM41 152V151H40ZM100 152H102V151H100ZM179 152V151H178ZM231 152V153H230ZM233 152V153H232ZM257 152V151H256ZM18 153V152H17ZM69 153H71L70 151H69ZM73 153V152H72ZM75 153V152H74ZM89 152H87V154H88ZM91 153V152H90ZM187 153V152H186ZM223 153V154H222ZM264 153V152H263ZM1 154V153H0ZM25 154V153H24ZM35 154V153H34ZM93 154V153H92ZM96 154V153H95ZM103 155H101V156H99V155H96V156H98V157H101L102 158V162H101V164H106L107 163V161L109 160V158L113 155L112 153H108V152H106V151H104V153H102ZM180 154H183V153H180ZM185 154V153H184ZM15 155V154H14ZM26 155V154H25ZM28 155H29V153H28ZM77 155V154H76ZM242 155V156H241ZM249 155V156H250ZM31 156V155H30ZM89 156H91V154H89ZM94 155H92V157H93ZM206 156V157H205ZM11 157H14V156H11ZM37 157H39V154H38V156ZM88 157V156H87ZM173 157V156H172ZM251 157V156H250ZM259 157V156H258ZM57 158V157H56ZM67 158V157H66ZM101 158H96L97 159V161L98 160H101ZM151 159H153V156L152 157H150ZM200 158H203L205 161H201V162H198V160L200 159ZM228 158V159H227ZM0 159H2V157L0 158ZM14 159H16V158H14ZM38 159V158H37ZM81 159V158H80ZM150 159V160H151ZM198 159V160H197ZM227 159V162L228 163H226V164H224V163H221V164H219V161H221V160H226ZM243 160H244V165L245 164H247V162H248V160H246L245 161V159H250L248 156H247V158L246 157H244L243 156V158H242ZM68 160V159H67ZM117 160H119L118 158H117ZM148 160L149 159H146V160H143V159H139V160H137V163H136V165H135V167H137L136 168V170H138V171H140V172H143V173H145L146 174V166H152V164H149L148 163ZM154 160V159H153ZM158 160V159H157ZM187 160V159H186ZM241 160V159H240ZM27 161V160H26ZM25 161V162H26ZM71 161V160H70ZM91 161V160H90ZM175 161H179V159L178 160H175ZM195 161L196 162H198V163H195ZM1 164H0V167L4 164L3 163V161L1 160ZM28 162V161H27ZM59 162V161H58ZM64 162V161H63ZM62 162V163H63ZM256 162V161H255ZM254 162V163H255ZM68 163V162H67ZM98 163V162H97ZM96 163V164H97ZM125 163H127L128 164V162H126L125 161ZM194 165H193V164ZM242 163V162H241ZM240 163V164H241ZM21 165H22V162L20 163ZM34 164V163H33ZM33 164H30V165H32L33 167H34V165ZM71 164H72V162H71ZM76 164V163H75ZM93 164L94 165H96L95 163H89L88 164V166L89 167H92L93 166ZM121 165H122V163H120ZM177 164V163H176ZM7 165V164H6ZM21 165H19V166H21ZM98 165L100 166V163H98ZM108 165V164H107ZM253 165V164H252ZM14 166H16V165H14ZM31 166V167H32ZM123 166V165H122ZM249 166H251V165H249ZM248 166V167H249ZM42 167V166H41ZM76 167V166H75ZM80 167V166H79ZM175 167V166H174ZM185 167V168H184ZM4 168V167H3ZM25 168V167H24ZM27 168H29V169H31L28 165H27ZM26 168V169H27ZM251 168V167H250ZM13 169V168H12ZM78 169V168H77ZM80 169V168H79ZM94 169V171L91 169V171L92 172H90L91 174L93 173L94 175L95 174H97V175H100V173H101V175H103L102 177L103 178H101V179H103V181H97L98 183L97 184H95V189H97L98 188V190L97 191H101L102 189L104 190V185L106 184L105 182H104V180L106 179V175H107V173H105L106 175L104 176V174H103V171H101V170H99V169H95V168H93ZM2 170V168L0 169V171ZM21 170V169H20ZM23 170V169H22ZM33 170V169H32ZM240 170H242V173L240 172ZM7 171V170H6ZM9 171V170H8ZM80 171V170H79ZM106 171V170H105ZM104 171V172H105ZM85 172V171H84ZM110 172V171H109ZM262 172V174H260L259 175V173H261ZM2 173L3 172H1L0 173V195H1V197H0V215L3 217L4 216V214L6 213V210L7 209H9V213L11 214V211H10V209L11 210H13L12 208H10V206H14L15 205V202L12 204V205H10V204H8V203H6L5 201V197L8 199L9 198V200H10V202H11V200L12 199H14V198H16L15 197V194H14V192H16V190L18 189V187H17V189L15 190V187H16V184L18 185V183H15V181H14V179H15V175L13 174H11L10 172H4L5 174L4 175H2ZM25 173V172H24ZM23 173V174H24ZM52 173V172H51ZM81 173H82V171H81ZM86 173V172H85ZM18 174V173H17ZM20 174H22V173H20ZM69 174V173H68ZM72 174V173H71ZM92 174V175H93ZM25 175V174H24ZM50 175V174H49ZM80 175V174H79ZM81 175H83V173L81 174ZM85 175V174H84ZM83 175V176H84ZM100 175V176H101ZM58 176V175H57ZM69 176V175H68ZM76 176V175H75ZM214 176V177H213ZM27 177V176H26ZM37 177H39V176H37ZM37 177H36V179H37ZM41 177V176H40ZM43 177V176H42ZM73 178V179H71V180H69V181H71L70 183H71V186H67L66 184H60L61 182H60V179L56 182V180L54 179L53 181H54V185H52L53 186V190H52V196H51V198H49L48 200H47V205H49V204H52V203H54V204H56V205H58V206H61L63 209H68L69 211H71L73 214H76L77 215V217H78V220H84V221H86L85 220V218H84V215L85 216H87V215H89L90 216V218H91V222H90V227H91V229L89 230H87V231H85L86 229L83 227H80V228H82L83 229V231H84V233H85V235L87 234L86 232H88V236L87 237H89L91 240V242H89V238L87 239L88 241H87V243L83 246V247H85V248H83L82 247V250H81V254H82V257H83V253L85 254L84 256H87L88 257V255L89 256H91V255H94V254H96V253H100L101 251H102V249H106V248H113L112 250H114L115 251V249H114V247H113V243H112V241L116 238V236H117V228H116V226H115V223L116 222H118V220H117V218H116V215L117 214H119V211H120V207H121V205L120 204H122L123 202H128L127 200H129V199H123V200H121V199H118V198H114V200L112 201H110V203L109 202H107V201H105V197H104V199H98V200H96L95 199V197H99V195H94V194H92V191L91 190H94V188L93 189H89V190H83L82 188H81V186L82 185H80L79 184V182H77L76 181V179H75V177L73 176V174L72 175H70V177H69V179L70 178ZM86 177V176H85ZM90 178H91V176H89ZM94 177V176H93ZM97 177V176H96ZM188 178V180L186 179V178ZM17 178V177H16ZM33 178V177H32ZM34 178H35V176H34ZM52 178V177H51ZM50 178V179H51ZM76 178H77V176H76ZM95 178V177H94ZM93 178V179H94ZM21 179V178H20ZM57 179V178H56ZM78 179H80V178H78ZM92 179V178H91ZM98 180L100 179V178H97ZM178 179V180H179ZM24 180V179H23ZM49 180V179H48ZM148 179H145L144 181H142V182H139L140 184H142L143 185V187H141V185L140 184H138L136 181H134V183H132L133 184V187H137V185H138V187L139 188H145L144 186H145V184H146V181H147ZM25 181V180H24ZM27 181V180H26ZM90 182V181H89ZM88 182V183H89ZM125 181L122 179V180H119V183L117 182V184H116V186H114V189H115V193H116V195H118L117 193H118V191H119V189H120V186H124L125 187V185L123 184ZM183 182H184V184H183ZM21 183H23V182H21ZM50 183H52V182H50ZM67 183V182H66ZM84 183H85V180H84ZM90 183H92V181L90 182ZM104 183V184H103ZM202 183V184H203ZM87 184V183H86ZM200 184V183H199ZM202 184H200V185H202ZM208 184V183H207ZM225 184H227V185H225ZM20 185V184H19ZM32 185H33V182L31 183V181H27L26 183H25V185H23V186H25L24 187V190H25V192H24V197L25 196H27L28 195V193H29V191L30 190H32ZM225 185V186H224ZM84 186V185H83ZM91 188H92V186L91 185H89ZM97 186V187H96ZM224 186V187H223ZM22 187V186H21ZM56 187V188H55ZM89 187V188H90ZM55 188V189H54ZM99 188H100V190H99ZM61 189H64L65 191H64V195H63V197H60V196H58V198H56L57 197V195H58V192H59V190H61ZM137 189V188H136ZM135 189V191H137ZM21 190V189H20ZM49 190H51V189H49ZM101 191V192H104V191ZM167 190V189H166ZM187 190V189H186ZM185 190V191H186ZM199 190H201L200 188H199ZM226 190V191H227ZM18 191V190H17ZM71 191V194L74 196V200L73 201H75V204H70V203H68V202H66V200L67 199H69V192ZM89 191V192H88ZM128 191V190H127ZM225 191V192H226ZM243 191V192H242ZM82 192V193H81ZM163 192H165V191H163ZM188 192V193H189ZM192 192V191H191ZM23 193V192H22ZM51 193V192H50ZM230 193V192H229ZM191 194V193H190ZM216 194H219V193H216ZM232 193H230V195H231ZM229 195V196H230ZM18 196H19V194H18ZM22 196V195H21ZM37 195H35V197H36ZM50 196V195H49ZM72 196V197H73ZM80 196V198L82 197V198H85V197H87V200L86 201H82L81 200V202H79L78 200H75L77 197H79ZM177 196V198H179L180 200H181V197L180 196H178V194L176 195ZM191 196H192V194H191ZM195 196V195H194ZM210 196V195H209ZM212 196V195H211ZM219 196H221V195H219ZM34 197V198H35ZM101 197H103L102 195H101ZM119 197H120V195H119ZM188 197H189V195H188ZM187 197V198H188ZM216 197H218V196H216ZM215 197V198H216ZM239 197V196H238ZM259 197V198H260ZM38 198V197H37ZM37 198H35V199H37ZM100 198V197H99ZM176 198V197H175ZM186 198V197H185ZM194 198H196V197H194ZM228 198H230V197H228ZM243 198H245L246 199V197H243ZM71 199V198H70ZM172 199H174L173 197H172ZM183 199H184V197H183ZM220 199V198H219ZM232 199V198H231ZM258 199V198H257ZM8 200V201H9ZM19 200V199H18ZM44 200V199H43ZM188 200V199H187ZM186 199H185V201H187ZM191 200H192V198H191ZM193 200H195V199H193ZM226 200V199H225ZM23 201V200H22ZM37 201V200H36ZM41 201V200H40ZM130 201V200H129ZM220 201V200H219ZM218 201V202H219ZM232 201V200H231ZM234 201V200H233ZM237 201V200H236ZM238 201H241V198H239L238 199ZM245 201V200H244ZM21 202V201H20ZM188 202V201H187ZM189 202H190V200H189ZM221 202V201H220ZM250 202H251V199H250ZM249 202V203H250ZM30 203V202H29ZM44 203H45V200H44ZM109 203V204H108ZM192 203V202H191ZM217 203V202H216ZM224 203V202H223ZM226 203V202H225ZM224 203V204H225ZM228 203H229V201H228ZM233 203V202H232ZM237 203V202H236ZM255 203H256V201H255ZM262 205H263V203L264 202H260ZM20 204V203H19ZM39 204V203H38ZM37 204V205H38ZM192 204H194L195 205V202H193ZM219 204H222V203H219ZM240 204V203H239ZM251 204H253V203H251ZM257 204V203H256ZM24 205V204H23ZM30 205V204H29ZM26 206L25 207V209H28L29 210V208L32 206ZM42 205H44L43 203L42 204H39V208L42 206ZM130 205V204H129ZM218 205V204H217ZM238 205V204H237ZM242 205V204H241ZM247 205V204H246ZM78 206H81V211H78ZM163 206V205H162ZM219 206V205H218ZM249 206V205H248ZM20 207V206H19ZM35 207V206H34ZM113 207H115V209L117 208V212L114 214V209H113ZM221 207V206H220ZM224 207V206H223ZM231 207H232V205H231ZM15 208V207H14ZM36 208V207H35ZM37 208H38V206H37ZM163 208V207H162ZM226 208V207H225ZM236 208V207H235ZM248 208V207H247ZM133 209H134V207H133ZM238 209V208H237ZM161 210V209H160ZM215 210V209H214ZM217 210V209H216ZM229 210V209H228ZM239 210V209H238ZM263 209H261L260 207L259 208H256L255 207V211L254 212H258V211H262ZM17 211V210H16ZM60 211V210H59ZM63 211V210H62ZM124 211V210H123ZM240 211V210H239ZM238 211V212H239ZM247 211V210H246ZM32 212V211H31ZM37 212V211H36ZM81 212V213H80ZM235 212H237V211H235ZM241 212V211H240ZM126 213H127V210H126ZM216 213H218V212H216ZM233 213H234V210H233ZM242 213V212H241ZM261 213V212H260ZM10 214H5L6 216H10ZM211 214V213H210ZM213 214V213H212ZM223 214H225V212L223 213ZM230 214H232V213H230ZM236 214V213H235ZM234 214V215H235ZM81 215V216H80ZM160 215V214H159ZM159 215H157V217L159 216ZM164 215H165V213H164ZM163 215V216H164ZM208 215V214H207ZM228 215H229V213H228ZM248 215V214H247ZM263 215H264V213H261V214H258V216H257V219H256V225L255 226H253L252 225V227L250 228H243L242 227V229L240 230V232H236L235 231V233H233L231 236H229L233 241H226V242H228L227 243V245H228V247L229 246H231V243H234V244H238V241L239 240H242V236H245L246 237V239L247 238H249V237H252V236H256V234L257 235H259L262 231H263V229H262V224H263V222H262V219H263ZM59 216V215H58ZM61 217H62V215H60ZM71 216V215H70ZM70 216H67V215H65V217L64 218H62V220H61V225L62 226H60V227H62L63 228V231L65 230V229H67L68 228V225H69V223L71 222V220H70ZM133 217H135V215L133 214L132 215ZM174 216V215H173ZM173 216H171V217H173ZM179 216V215H178ZM205 216V215H204ZM216 216H217V214H216ZM232 216H233V214H232ZM232 216H230L231 218H232ZM124 217L125 216H120V223L121 224H123L124 223V221H125V219H124ZM176 217V216H175ZM209 217V216H208ZM225 217H227V216H225ZM240 216L238 215V218H239ZM7 218V217H6ZM6 218H0V219H2V221L0 220V230L2 231V233H0V244H1V247H4V241H3V238H5V237H7V236H9L10 234V232H12L13 233V236H9L10 238H9V240L11 239V240H13L12 242H13V255L11 254V256H14L17 252H19L18 250H17V248H18V244H20V243H22V244H24V242H25V239H30L31 238V236H30V234H29V232L26 234V233H23L22 232V230H17V228L16 229H14V227L15 226H13V220L11 221V219H6ZM58 218V217H57ZM87 218H89L88 216H87ZM90 218H89V220H90ZM158 218H160V217H158ZM163 218V217H162ZM162 218H160V219H162ZM165 218V217H164ZM179 218H180V216H179ZM206 218V217H205ZM220 218H222V217H220ZM228 218V217H227ZM235 218V217H234ZM74 219V218H73ZM172 219V218H171ZM174 220H176L175 218H173ZM207 219V218H206ZM210 219V218H209ZM209 219L208 220H202V222H210L209 221ZM214 221L216 220V222L217 221H219V222H221L220 221V219L219 218H217V217H213L212 218ZM226 219V218H225ZM235 219H237V217L235 218ZM241 219H242V217H241ZM240 219V220H241ZM252 219H253V215H252V217H250V222L252 223ZM19 220H20V217H19ZM212 220V221H213ZM222 220V219H221ZM245 220V219H244ZM88 221V220H87ZM162 221V220H161ZM188 221V220H187ZM212 221L210 222V223H212ZM234 221V220H233ZM186 222V221H185ZM184 222V223H185ZM223 222V221H222ZM225 222V221H224ZM230 222V221H229ZM240 222V221H239ZM40 223H42V221H40ZM57 223V222H56ZM158 223H160V222H158ZM34 224V223H33ZM82 224V222H80V225ZM213 224V223H212ZM221 224H223V223H221ZM226 224V223H225ZM225 224L223 225V227H225ZM230 224H232V223H230ZM247 224V223H246ZM6 225H8L9 227H11L12 229H14V230H12V229H10V230H12V231H10L8 234H4V233H7L8 232V230L6 229ZM40 225V224H39ZM54 225V224H53ZM124 225V224H123ZM158 225V224H157ZM214 225H215V223H214ZM217 225V224H216ZM215 225V226H216ZM242 225V224H241ZM264 225V224H263ZM8 226H7V228H8ZM23 226H24V224H23ZM55 226V225H54ZM59 226V225H58ZM78 226V225H77ZM227 226V225H226ZM118 227H119V225H118ZM121 227V226H120ZM128 227H131V224L130 225H128ZM208 227V226H207ZM211 227H212V225H211ZM221 227V226H220ZM33 228H34V226H33ZM36 228V227H35ZM53 228H56V227H53ZM53 228H52V230H53ZM73 228H74V226H73ZM75 228H76V226H75ZM124 228V230H122ZM123 228L121 229L120 228V230H122V233L118 236L120 239H121V241L123 242V239H124V237H126V234H125V231L127 230L124 226H123ZM195 228V227H194ZM213 228V227H212ZM235 228V227H234ZM234 228H233V231H234ZM238 228V227H237ZM237 228H236V230H237ZM19 229V228H18ZM58 229V228H57ZM85 229V230H84ZM224 229V228H223ZM229 229V228H228ZM239 229V228H238ZM7 230V231H6ZM33 230V229H32ZM69 230V229H68ZM76 230V229H75ZM119 230V231H120ZM133 230V229H132ZM137 230V229H136ZM213 230V229H212ZM215 230V229H214ZM36 231V230H35ZM41 228L40 227H38L37 228V231H36V234L37 235H41L42 233H41ZM54 231H56V230H54ZM66 231V230H65ZM128 231V230H127ZM126 231V232H127ZM210 231V230H209ZM216 231V230H215ZM223 231V230H222ZM238 231V230H237ZM34 232V231H33ZM76 232V231H75ZM94 232L96 233L95 235H94ZM129 232V231H128ZM131 232V231H130ZM224 232V231H223ZM51 233V232H50ZM53 233H55V232H52V235H53ZM138 233V232H137ZM228 233V232H227ZM131 234H133V233H131ZM213 234V233H212ZM222 234V233H221ZM255 234V235H254ZM43 235V234H42ZM61 235H63V236H65L66 234H64V233H62ZM77 235V234H76ZM138 235H139V233H138ZM222 235H224V233L222 234ZM228 235V234H227ZM63 236H59V238H63ZM98 237V241H96L95 240V238L96 237ZM129 236V235H128ZM134 237H137L136 235H135V233H134V235H133ZM133 236H131L132 237V239L131 240H133ZM216 236L218 237V235L216 234ZM215 236V237H216ZM219 236H221V235H219ZM24 237H27V238H24ZM29 237V238H28ZM41 237V236H40ZM40 237H39V239H40ZM51 237V236H50ZM72 237V236H71ZM79 237V236H78ZM130 237V236H129ZM44 238H46V237H44ZM53 238H54V236H53ZM80 238V237H79ZM82 238H83V236H82ZM139 238V237H138ZM224 238V237H223ZM261 238V237H260ZM43 239V238H42ZM47 239H48V237H47ZM64 239V238H63ZM218 239V238H217ZM227 239H228V237H227ZM254 239V238H253ZM45 240V239H44ZM51 240V239H50ZM53 240V239H52ZM57 240V239H56ZM77 240H78V238H77ZM95 240V241H94ZM117 240V239H116ZM125 240V239H124ZM129 241V239H126V241ZM135 240H137V241H135ZM135 240H133V241H135V242H137V244L136 243H134V242H132L131 241V244L132 243H134V244H136L137 246L135 247H133V248H130V255H131V257H129L128 255H125V254H121L122 255V257H107V258H109V260H112V261H110V262H112V263H121V264H132V262L130 261V259H132L133 261H135L134 263L136 264H140V262L142 261V262H144V263H147V259H145V257H142L141 256V252H140V246L142 247V245H144L145 243L144 242H142V243H144V244H142V245H140L139 246V244H141V243H139L138 244V239H135ZM139 240H141V239H139ZM143 240V239H142ZM221 240V239H220ZM59 241H60V239H59ZM63 241V240H62ZM86 241V240H85ZM126 241H124L123 243H125ZM224 241V240H223ZM247 241V240H246ZM6 242V241H5ZM84 242V241H83ZM130 242V241H129ZM251 242H253V241H251ZM45 244H42L43 246H45L44 248H39V253H41L42 254V252L43 251H47V247L49 246V242L48 241H45L44 242ZM75 243H77V242H75ZM122 243V244H123ZM242 243H244V242H242ZM249 243V242H248ZM254 243V242H253ZM73 244H74V242H73ZM80 244V243H79ZM82 244V243H81ZM210 244V243H209ZM10 245V244H9ZM41 245V246H42ZM52 245H54V244H52ZM133 245V244H132ZM204 245V244H203ZM226 245V244H225ZM42 246V247H43ZM73 246V245H72ZM77 246H80L81 247V245H77ZM121 246V245H120ZM127 246V245H126ZM129 246V245H128ZM127 246V247H128ZM1 247H0V249H1ZM50 247V246H49ZM74 248H75V246H73ZM79 247V248H80ZM127 247H125V248H127ZM205 247H207V246H205ZM209 247V246H208ZM247 247H249V246H247ZM254 247V246H253ZM253 247L251 246L250 248H252L253 249ZM119 248H121V247H119ZM119 248H117V249H119ZM124 248V249H125ZM199 248V247H198ZM217 248V249H216ZM235 250H237V248H238V246L236 245L235 247ZM59 249V248H58ZM62 249V248H61ZM81 249V248H80ZM123 249V248H122ZM121 249V250H122ZM143 249V248H142ZM209 249H211V250H209V251H207V257H209V256H211L213 253H214V250L216 251H220L221 249H220V247L219 246H217L216 244H213V245H210V247H209ZM248 249V248H247ZM251 249V250H252ZM77 250V249H76ZM79 250V249H78ZM77 250V251H78ZM125 250H127V249H125ZM129 250V249H128ZM251 250L249 249V251L251 252ZM257 250V249H256ZM88 251H89V253H88ZM124 251V250H123ZM200 251V250H199ZM221 251H223V250H221ZM221 251H220V253H221ZM254 251V250H253ZM198 252V251H197ZM204 252V251H203ZM259 252V251H258ZM0 253H3V254H1V256L3 255L4 256V258L7 256V254L5 255V252H4V250H3V252H0ZM46 253V252H45ZM59 253V252H58ZM67 253H68V250H67ZM71 253V252H70ZM69 253V254H70ZM73 253H74V251H73ZM88 253V255H86ZM191 253V252H190ZM194 253H196V252H194ZM206 253V252H205ZM219 253V252H218ZM220 253H219V255H220ZM262 253H264V248L262 249ZM48 254V253H47ZM75 254V253H74ZM198 254V253H197ZM237 254H239L238 252H237ZM250 254V253H249ZM258 254V253H257ZM43 255V254H42ZM66 255V254H65ZM72 255V254H71ZM76 255V254H75ZM181 255V254H180ZM180 255H177L176 257H175V260H178L177 259V257H185V256H180ZM189 255V254H188ZM187 255V256H188ZM235 255V254H234ZM252 255V254H251ZM250 255V256H251ZM43 256H46V254L45 255H43ZM114 256V255H113ZM186 256V257H187ZM191 256H193L192 254H191ZM249 255H247V257H248ZM259 256V255H258ZM82 257H81V261H79V264H87V257H85L86 259H82ZM207 257H206V259H207ZM214 257V256H213ZM219 257H221V256H219ZM76 258V257H75ZM90 258H92V257H90ZM98 258V257H97ZM65 259V258H64ZM93 259V258H92ZM91 259V260H92ZM205 259V258H204ZM203 259V260H204ZM67 260H69L68 258H67ZM73 260V259H72ZM78 260V259H77ZM98 260V259H97ZM105 260V259H104ZM140 260V261H139ZM209 260V259H208ZM211 260V259H210ZM237 260H235L234 258H228L227 259V263H229V264H237V262H236ZM66 262V261H65ZM76 263V262H75ZM105 263V262H104ZM111 263V264H112ZM101 264V263H100ZM107 264H108V262H107ZM110 264V263H109ZM211 264H212V262H211Z\"/></svg>",
	"mask_w": 264,
	"mask_h": 264
}]
</instances>
